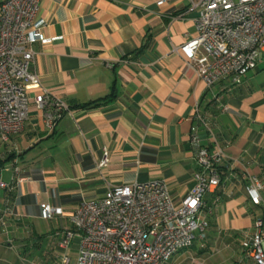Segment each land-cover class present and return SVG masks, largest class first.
Returning <instances> with one entry per match:
<instances>
[{"label":"crops","instance_id":"0c3cea01","mask_svg":"<svg viewBox=\"0 0 264 264\" xmlns=\"http://www.w3.org/2000/svg\"><path fill=\"white\" fill-rule=\"evenodd\" d=\"M196 15L190 0H41L43 32L55 39L32 45L31 69L71 113L48 126L31 105L23 130L0 141L9 158L0 182L10 186H0V210H10L0 264H62L63 255L75 264L77 239L63 250L57 232L71 228L80 201L111 185L162 179L179 205L195 185L192 135L223 150L221 183L205 196L206 247L169 263L255 264L241 241L256 219L264 231V189L258 205L246 189L252 177L264 183V53L241 84L207 88L178 49L196 35ZM44 203L63 215L42 219Z\"/></svg>","mask_w":264,"mask_h":264},{"label":"built area","instance_id":"2783aa9c","mask_svg":"<svg viewBox=\"0 0 264 264\" xmlns=\"http://www.w3.org/2000/svg\"><path fill=\"white\" fill-rule=\"evenodd\" d=\"M40 2L0 0L1 142L23 130L31 105L48 126L71 113L64 102L41 87L31 69L32 45L55 39L43 32ZM190 8L197 11L193 19L196 35L178 47L187 56V66L207 88L224 79L241 84L264 53V0H190ZM31 87L39 90L33 97L28 92ZM191 143L197 166L195 185L179 205L173 203L162 179L111 185L103 196L82 200L74 207L71 228L57 232L58 247L66 250L77 239L75 264H169L173 255L196 240L203 247L211 213L205 196L221 183L219 166L224 152L219 146L210 151L200 145L197 135L191 136ZM106 162L104 157L99 165ZM0 186L10 188L1 182ZM246 189L252 204L258 205L264 183L252 177ZM3 212L10 210L6 207ZM62 215L60 206L40 205L42 219ZM254 225L255 232L243 233L241 247L255 264H264L262 221L256 219ZM61 263L69 264L67 255Z\"/></svg>","mask_w":264,"mask_h":264},{"label":"trees","instance_id":"16d2710c","mask_svg":"<svg viewBox=\"0 0 264 264\" xmlns=\"http://www.w3.org/2000/svg\"><path fill=\"white\" fill-rule=\"evenodd\" d=\"M101 102H99V101H93V102H91V103H87V104H83V105H81L80 107L81 108H84V107H86V106H96V105H99ZM9 158L8 157H5V158H0V169L3 167V163L5 162V161H7ZM219 170H220V168H219ZM221 172V171H220ZM221 177H222V174H221ZM3 215H4V212H3V210H0V225L2 224V217H3ZM194 245V244H193ZM203 246H205L204 244H203ZM206 247V246H205ZM200 248H203V247H200ZM244 250V249H243Z\"/></svg>","mask_w":264,"mask_h":264},{"label":"rangeland","instance_id":"374dc122","mask_svg":"<svg viewBox=\"0 0 264 264\" xmlns=\"http://www.w3.org/2000/svg\"><path fill=\"white\" fill-rule=\"evenodd\" d=\"M5 177L2 179L4 181ZM6 180V179H5ZM7 183V180L4 181ZM49 222V221H48ZM205 246H206V238L204 239V242H202ZM205 246H203V248H205ZM200 247V241L196 240L194 242V245L190 247V249H194V248H199ZM174 255L169 259V262H172V260H174ZM170 264V263H169ZM173 264V263H171ZM196 264H201L200 262H197Z\"/></svg>","mask_w":264,"mask_h":264}]
</instances>
